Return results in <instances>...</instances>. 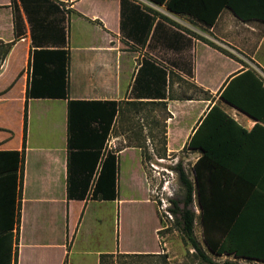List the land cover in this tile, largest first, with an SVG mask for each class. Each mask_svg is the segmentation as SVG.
<instances>
[{
	"label": "crops",
	"instance_id": "obj_1",
	"mask_svg": "<svg viewBox=\"0 0 264 264\" xmlns=\"http://www.w3.org/2000/svg\"><path fill=\"white\" fill-rule=\"evenodd\" d=\"M53 1L60 4L65 16L64 49L68 53L65 99L26 98L33 50L29 24L19 7L24 35L15 38L11 0H0V46L4 47L0 56V104H6L7 95L19 89L20 119L18 139L12 143L10 132L0 118V150H21L26 105L20 222L17 231L16 228L13 230L14 236L17 234V243L13 244L17 253L16 264H99L100 255L105 254L112 255L110 264L112 261L115 264L118 257L166 255V259L171 260L173 254L166 246L160 247L159 240L158 248L154 251H120L118 243L109 251L103 248L104 242L100 244V224L104 222V211L100 205L115 202L117 198L113 201L93 200L89 193L83 200L68 199V102L115 101L120 105L122 102H161L167 116L164 125L165 149L168 153L181 151L196 130L199 140L210 150L211 157L199 164L202 177L210 176L207 187L214 190H242L247 188V183L255 182L259 189L264 190V115L259 120L251 118L220 97L227 84L248 69L264 85V60L261 61L259 56L264 44V22L242 21L228 9H223L213 26L208 28L186 15L173 14L163 6L140 0V3L135 2L142 10L156 12V21L160 20L162 25L154 35L152 27L145 43L139 44L121 32L119 0H108L110 9L107 15L102 12L88 15L77 10L76 5L81 0ZM158 7H163L168 14L162 13ZM224 10L230 14H222ZM72 18L83 20L95 29L98 38L81 33L80 39L71 41L67 30ZM232 19L243 27L242 49L234 44L236 36L230 34L234 30L230 24ZM197 24L201 26L199 30ZM256 25L261 28L258 40L255 37ZM143 60L154 63L166 72L164 99L130 98L137 70ZM182 82L189 86V93L194 92L193 96L185 92ZM197 90L203 94L202 97H197ZM182 93L186 94L178 97ZM32 104H37L35 112L38 115L47 117L50 113H56L61 118L63 144L60 149L49 145L37 147L34 151L27 148V111ZM214 105L234 123L212 119L202 124ZM112 130L105 144V152H114L118 161L122 152L133 151L144 174L139 147L112 150L117 141V138L111 137ZM175 136L179 139L178 145L172 147ZM189 152L195 156L194 162L202 156L199 151ZM143 178L146 183V178ZM222 257L232 261L242 260L226 255Z\"/></svg>",
	"mask_w": 264,
	"mask_h": 264
},
{
	"label": "trees",
	"instance_id": "obj_2",
	"mask_svg": "<svg viewBox=\"0 0 264 264\" xmlns=\"http://www.w3.org/2000/svg\"><path fill=\"white\" fill-rule=\"evenodd\" d=\"M146 1L163 6L170 13L186 15L208 28L213 26L223 9H228L242 21L264 22V0ZM59 6L53 0H11L15 38L24 35L21 8L29 24L33 46L29 63L30 78L25 91L27 99L66 98L68 53L64 49L65 16ZM119 6L121 32L139 44L145 43L152 27L154 35L162 25L160 20L156 21V12L142 10L134 0H119ZM165 85L166 72L154 63L143 60L137 70L130 98L164 99ZM220 97L251 118L259 120L264 115V85L249 69L237 74L220 93ZM125 103L143 105V102ZM148 103L163 105L161 102ZM119 113L120 103L115 101L68 102V199L83 200L89 193L93 200L113 201L117 198V157L114 152H105V144ZM212 119L234 123L215 105L210 108L202 124ZM197 131L182 149L202 154L192 166L194 183L188 179L180 163L174 168L184 190L182 205L171 200V207L167 210L175 217L174 226L197 256V264H215L193 233L194 212L190 205L195 196L200 208L203 241L212 255L232 256L234 259L264 264V190L259 189L255 182L247 183V188L242 190H214L207 187L210 176L202 177L199 164L211 157V152L199 140ZM25 138L26 105L21 150H0V264H16L17 253L13 244L17 243V234L14 236L13 230L16 228L17 231L20 222ZM161 145L164 156L165 125ZM160 231L156 232L157 235ZM111 258L110 254L100 255L99 264H110Z\"/></svg>",
	"mask_w": 264,
	"mask_h": 264
},
{
	"label": "rangeland",
	"instance_id": "obj_3",
	"mask_svg": "<svg viewBox=\"0 0 264 264\" xmlns=\"http://www.w3.org/2000/svg\"><path fill=\"white\" fill-rule=\"evenodd\" d=\"M134 1L140 3V0ZM109 4L108 0H81L76 8L88 15L96 12L107 15V11L110 9ZM158 9L162 13L168 14L163 7H158ZM222 14L230 13L224 10ZM72 20L67 30L71 41L80 39L81 33L98 38L95 29L83 20L76 18H72ZM230 24L234 27L230 34L235 35L237 39L234 44L242 49L240 45L243 38L241 35L243 27L234 19L230 21ZM200 27L197 24V30ZM256 27L255 37L257 39L261 36V28L258 25ZM207 36L209 37V33ZM3 52L4 47L0 46V56L3 55ZM259 56L263 61L264 44L260 49ZM181 85L187 94L193 96L194 92L189 93V86L185 82H182ZM186 93L179 94L178 97ZM202 96L203 94L197 90V97ZM7 98L6 104H0V118L6 124L11 142L14 143L18 139L20 131L19 89L11 91ZM128 104L122 102L120 105V113L111 133V137L117 138L112 150H119L123 147H139L140 155L146 157V159L142 158L144 174L140 169L137 155L133 151L122 152L119 155L117 200L100 205V209L104 211V222L100 224V244L102 241L104 242L103 248L106 251L114 249L117 243L120 251H154L158 248L157 241L159 240V246L164 248L166 246L173 254L171 260H167L166 255L148 258L118 257L115 264H197V256L192 253V249L184 242L182 235L174 226L175 217L167 211L171 207V200L177 201L179 206L182 205L184 190L179 184L174 170L176 164H181L188 179L194 183L192 166L195 156L189 151L183 150L177 153L166 151L163 156L161 140L164 120L167 119L165 110L161 106H154L150 103L138 106ZM36 106L37 104H32L27 111V148L34 151L37 147L49 145L52 148L60 149L63 144L61 118L56 113H50L47 117L38 115L35 112L38 108ZM173 140L171 146L177 147L179 139L175 136ZM143 176L146 178V183ZM163 204L166 207L162 206ZM190 209L194 212V236L207 255L213 258L215 264H261L243 259L232 261L222 256L212 255L203 241L200 208L195 196H193ZM158 230L162 231L157 236Z\"/></svg>",
	"mask_w": 264,
	"mask_h": 264
},
{
	"label": "built area",
	"instance_id": "obj_4",
	"mask_svg": "<svg viewBox=\"0 0 264 264\" xmlns=\"http://www.w3.org/2000/svg\"><path fill=\"white\" fill-rule=\"evenodd\" d=\"M159 161H161V160H159ZM151 166L154 167L152 164H151ZM164 205H165V204H163L162 206H164ZM164 207H166V206H164Z\"/></svg>",
	"mask_w": 264,
	"mask_h": 264
}]
</instances>
